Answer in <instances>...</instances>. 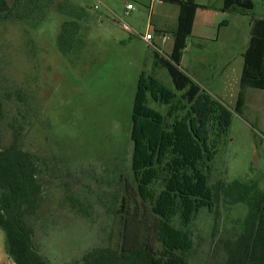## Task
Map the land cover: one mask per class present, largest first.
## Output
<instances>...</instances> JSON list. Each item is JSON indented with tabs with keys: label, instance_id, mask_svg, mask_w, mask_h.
<instances>
[{
	"label": "rangeland",
	"instance_id": "374dc122",
	"mask_svg": "<svg viewBox=\"0 0 264 264\" xmlns=\"http://www.w3.org/2000/svg\"><path fill=\"white\" fill-rule=\"evenodd\" d=\"M254 2L252 11L235 20L264 18V0ZM166 7L177 6L157 0H20L11 16L0 19L1 145L12 141L15 129L23 149L39 159L42 200L29 222L33 244L50 264L116 246V212L124 198L131 205L136 196L130 130L137 78L145 71L172 87L165 69L152 66L153 49L143 40L146 33L155 35ZM203 13L213 15L199 11L181 66L232 110L208 183L214 191L239 181L264 190V124H256L247 110L233 111L241 41L248 43L249 28L239 29L227 13L230 28L221 29L217 42L202 41L196 36L204 30ZM64 22L72 30L66 53L57 46ZM246 213L244 200L223 195L213 212L202 210L191 224L188 264H224L219 240L240 230ZM0 264H15L1 227Z\"/></svg>",
	"mask_w": 264,
	"mask_h": 264
},
{
	"label": "trees",
	"instance_id": "16d2710c",
	"mask_svg": "<svg viewBox=\"0 0 264 264\" xmlns=\"http://www.w3.org/2000/svg\"><path fill=\"white\" fill-rule=\"evenodd\" d=\"M19 1L10 5L0 0V19L11 16ZM165 1L179 7L173 47L167 58L154 52L153 59L172 87L145 71L137 78L130 130L136 196L131 205L130 197L124 198L116 212L121 221L116 246L94 247L58 264H188L194 246L191 224L202 210L213 212L222 195L247 205L240 230L219 240L224 264H264V190L239 181L214 191L208 183L232 110L178 67L196 10L211 6L196 0ZM254 6V0H223L220 10L246 14ZM70 25L62 24L57 39L62 53L72 48ZM239 86L233 111L242 115L245 89L264 90V18L251 22ZM2 117L0 102V122ZM20 135L14 129L12 141L2 146L0 131V227L15 264H50L33 244L29 222L42 200L39 159L23 149Z\"/></svg>",
	"mask_w": 264,
	"mask_h": 264
},
{
	"label": "crops",
	"instance_id": "0c3cea01",
	"mask_svg": "<svg viewBox=\"0 0 264 264\" xmlns=\"http://www.w3.org/2000/svg\"><path fill=\"white\" fill-rule=\"evenodd\" d=\"M161 3H169L165 0H157ZM197 3L206 5V6H211L209 9H202L199 8L196 10L195 13V18L192 26V31H191V36L195 32L196 27V22L198 18L199 11L203 12H213V15H205L203 13V16H206L205 22H204V30L203 32H200L196 37L201 39L202 41H207V42H217L219 39V34L221 29L222 30H228L231 26V20L227 19L225 15L227 13H230L231 15L235 17L239 15L240 13L235 12V11H222L220 8L222 7L223 0H204V1H199L196 0ZM173 5V3H170ZM255 5V2H254ZM177 7H166L164 10H162V18L160 20H157L156 23L154 24V29H155V35H152V38L149 41L144 40L149 47H152L153 52H152V57L154 52H158L160 55L163 57L167 58L168 54H170L172 47H173V35L172 32L174 31L177 23V18H178V12H179V7L178 5L175 4ZM214 8V9H212ZM255 8V6H254ZM212 9V10H211ZM205 10V11H204ZM207 14V13H206ZM245 17V16H243ZM255 19L252 17L250 20H244V19H236L235 22H237V26L239 29H243L245 26L249 28L250 31V26L252 20ZM151 24V23H150ZM242 32V30H239V33ZM249 41V38H248ZM241 41V50H240V55L242 58V65H243V53L248 45V43L244 44ZM169 43L168 46V51L164 54L162 52V48L166 46V44ZM187 49V42H186V48L183 51V54L181 56L180 62L178 64V67L186 73L190 78H192L197 84L198 80L193 76L194 74H191L187 70H184L181 66L182 58L184 57V52ZM152 66L155 65V60H152ZM195 63V61H194ZM197 63V62H196ZM242 70V68H241ZM197 75H201L200 72H197ZM241 76V73H240ZM240 79V77H239ZM200 87L202 88L201 84H199ZM252 89V90H250ZM206 92H209L207 89H203ZM250 90V91H247ZM210 93V92H209ZM252 95L250 97L251 102H249L247 94ZM217 99V98H216ZM219 100V99H218ZM247 112V115L251 118H255V123L256 124H264V90L261 89H256V88H246L245 89V96H244V106L242 110V114H245Z\"/></svg>",
	"mask_w": 264,
	"mask_h": 264
},
{
	"label": "built area",
	"instance_id": "2783aa9c",
	"mask_svg": "<svg viewBox=\"0 0 264 264\" xmlns=\"http://www.w3.org/2000/svg\"><path fill=\"white\" fill-rule=\"evenodd\" d=\"M131 9H133V6L131 4H128L127 5V10H131ZM151 38H152V34L151 33H146L143 36V39L146 40V41H149Z\"/></svg>",
	"mask_w": 264,
	"mask_h": 264
}]
</instances>
